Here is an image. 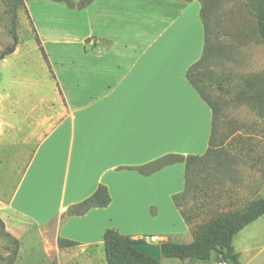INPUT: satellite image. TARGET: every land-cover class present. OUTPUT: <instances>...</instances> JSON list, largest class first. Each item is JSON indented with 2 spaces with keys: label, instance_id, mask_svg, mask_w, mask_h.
<instances>
[{
  "label": "crops",
  "instance_id": "crops-1",
  "mask_svg": "<svg viewBox=\"0 0 264 264\" xmlns=\"http://www.w3.org/2000/svg\"><path fill=\"white\" fill-rule=\"evenodd\" d=\"M200 12V0H93L84 8L28 0L17 7L18 43L0 60L4 222L23 217L58 247L65 238L93 248L101 264L109 228L146 240L139 222L159 224L169 212L188 228L173 200L185 189V163L151 174L135 167L209 148L212 108L186 76L205 45ZM100 184L111 194L108 206L68 214ZM160 230L153 241L182 231Z\"/></svg>",
  "mask_w": 264,
  "mask_h": 264
},
{
  "label": "rangeland",
  "instance_id": "rangeland-1",
  "mask_svg": "<svg viewBox=\"0 0 264 264\" xmlns=\"http://www.w3.org/2000/svg\"><path fill=\"white\" fill-rule=\"evenodd\" d=\"M257 24L250 0H224L217 10L211 36L218 48V57L206 68L200 85L219 109L214 152L203 165L195 182L197 186L181 201L182 208L191 218L188 228L182 221H173L170 212L161 218L159 224L143 220L139 225L146 226L144 236L147 241H166V237H153V241L151 235L153 232L164 233L166 231L160 229L173 226L182 231L168 236V240L190 242L196 224L217 212L242 208L253 199L264 198V108L240 99L248 80L264 75V43ZM11 28V15L0 0V53L13 43ZM20 34L24 43L21 20ZM4 223L6 230L19 239L20 247L15 261L9 263L13 248L7 249V245L12 243L0 227V264H101L93 248L83 245L60 248L52 237L40 235L37 228L23 217L8 218ZM156 226L161 227L159 231H152ZM233 245L235 253L240 255L237 261L240 264H264V215L242 229L235 236ZM231 262L223 253L215 251L205 261L163 258L159 264Z\"/></svg>",
  "mask_w": 264,
  "mask_h": 264
},
{
  "label": "trees",
  "instance_id": "trees-1",
  "mask_svg": "<svg viewBox=\"0 0 264 264\" xmlns=\"http://www.w3.org/2000/svg\"><path fill=\"white\" fill-rule=\"evenodd\" d=\"M5 3L7 12L11 15V33L13 43L0 53V60L6 55L12 53L18 43L16 33L17 24V7L25 5L28 0H2ZM66 3L71 8H84L91 4L93 0H54ZM190 1V0H186ZM224 0H200L201 2V19L205 29V45L201 58L193 63L187 70L186 76L191 84L198 89L197 91L203 99L212 108V132L209 140V148L203 155L190 154L187 156L179 154H167L160 158L135 167L142 174H151L166 166L176 162L185 163V189L183 192L176 194L173 198L175 205L179 208L186 223H190V216L182 208V200L191 192L197 180V177L204 168V164L210 160L214 152V133L219 119V109L217 104L212 102L201 88L203 76L206 75L207 67L212 60L218 57L216 54L217 46L211 36V27L215 14ZM257 18V31L264 43V0H250ZM29 14V13H28ZM30 17V14H29ZM35 38L42 51L45 59L48 60L46 49L39 36L38 30L34 23ZM240 99L259 104L264 108V75L257 79H249L247 89L241 91ZM219 165H224L220 163ZM111 203V194L106 185L100 184L97 190L88 198L72 205L68 209L70 215H83L91 208L106 207ZM264 215V198H257L249 201L244 207L217 212L207 220L196 224L194 228V237L190 242H180L175 240H166L161 242L163 258H177L182 261L197 262L209 260L215 251H220L225 257L235 253L233 241L235 236L247 225L253 223ZM0 227L2 233L10 240L7 249H12L9 263L16 259L20 241L5 228V223L0 217ZM105 259L107 264H159L157 259L139 251L133 247V242L137 239L130 235L121 233L116 228H109L103 235ZM144 240V239H138ZM77 244L76 241L60 238L59 247H72ZM230 264H240L231 262Z\"/></svg>",
  "mask_w": 264,
  "mask_h": 264
},
{
  "label": "water",
  "instance_id": "water-1",
  "mask_svg": "<svg viewBox=\"0 0 264 264\" xmlns=\"http://www.w3.org/2000/svg\"><path fill=\"white\" fill-rule=\"evenodd\" d=\"M133 247L139 251L161 261L163 259L161 243L149 242L147 240H137L133 242ZM239 253H234L229 256V259L234 263L238 261Z\"/></svg>",
  "mask_w": 264,
  "mask_h": 264
}]
</instances>
